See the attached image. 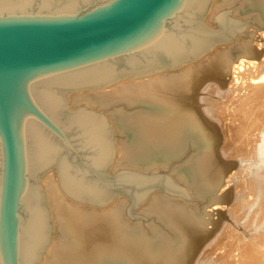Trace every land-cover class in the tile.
<instances>
[{
    "label": "bare ground",
    "instance_id": "1",
    "mask_svg": "<svg viewBox=\"0 0 264 264\" xmlns=\"http://www.w3.org/2000/svg\"><path fill=\"white\" fill-rule=\"evenodd\" d=\"M223 12L247 20L245 28L197 57L66 95L71 106L114 107L109 128L115 157L105 173L168 168L192 200L155 189L133 209L156 219L157 230L149 232L153 225L145 229L125 218L129 197L117 192L102 202L82 200L68 192L55 163L39 178L50 227L35 264H192L197 246L218 224L205 208L230 203L232 190L222 189L230 178L240 191L232 210L250 228L234 231L230 222L219 243L221 259L264 264V32H247L264 28V0H212L203 24L219 28L215 16ZM209 81L219 95L207 119L198 95Z\"/></svg>",
    "mask_w": 264,
    "mask_h": 264
},
{
    "label": "water",
    "instance_id": "2",
    "mask_svg": "<svg viewBox=\"0 0 264 264\" xmlns=\"http://www.w3.org/2000/svg\"><path fill=\"white\" fill-rule=\"evenodd\" d=\"M212 0H0V264H35L49 240L42 171L57 163L68 192L102 202L117 192L127 212L159 188L192 200L166 173L110 175L108 121L72 112L74 88L163 71L234 36L247 20L216 13Z\"/></svg>",
    "mask_w": 264,
    "mask_h": 264
},
{
    "label": "rangeland",
    "instance_id": "3",
    "mask_svg": "<svg viewBox=\"0 0 264 264\" xmlns=\"http://www.w3.org/2000/svg\"><path fill=\"white\" fill-rule=\"evenodd\" d=\"M230 11H232V9H230ZM236 17L239 18L237 15H236ZM207 24L210 26H215L211 22H208ZM249 31L256 32L255 36H258L264 32V28L261 30H257L253 26H249L247 32H249ZM259 43H261V42H259ZM242 69L244 70V68H242ZM254 80L256 81L259 79H254ZM254 80H252V82ZM213 82L214 81H209L208 83H206L204 85L202 91L198 95V101H199L198 106L201 108V110L203 112L202 115L207 119H209L210 117H213V114L211 112L212 110L210 109V104H212V100L217 99V96L219 95V92H218L219 90L216 88V86H214L215 89L213 91L211 89V87L213 88ZM256 82L260 83V81H256ZM214 91H215V95L214 94L209 95L210 93L212 94ZM208 99H210V100H208ZM66 104L72 112L78 111V110L83 109V108H87L88 110L96 112L99 115L103 116L108 121L109 125L112 122V120L110 118L111 117L110 113H111V111L114 110V107L104 106V107L92 108L90 106L88 107V106H85L83 104L71 106V101H69L67 96H66ZM123 106H126V104L124 105V103H123ZM127 108L125 109L126 112H129V110L130 111L132 110V108H128V109ZM210 121H212V120H210ZM220 126L221 125L218 123V125L216 126L217 129L218 128L220 129L221 128ZM118 134L119 133H116L117 139L119 138ZM114 136H115V134H114ZM223 145H224V143H223ZM222 158L224 160H226V159H231V160L238 159V157H236V156L234 157V156H227V155H224ZM126 164L127 163H124L123 167L126 166ZM157 173H166L169 176H171L172 178H174V176L168 171V168L164 169V170H160ZM112 174L113 173H110V175H112ZM227 181H229V182L226 184L225 187H222V189L227 188L228 190H232L230 203L224 204L223 206L211 205V206H208L205 208L206 213L214 214L213 218L218 220V224L212 229L211 235L208 238H206L204 241H202L197 246V249L195 250L196 253L194 252L192 264H225L224 259L223 260L221 259V255L223 254L224 251L222 249H219V243L225 237L226 232H227V227L229 225L232 226V224H230V222L235 223L232 227L237 226L236 228H234V231L240 232L243 229H247V231H248V229L250 228L247 225L246 221L238 218V215H235V211H234L235 209L232 210V208L234 207L233 201L236 200L237 195L240 193V191L238 189H235V182L231 178L227 179ZM128 207H129V205H126V207H125V218L126 219H128L130 221H136V222L141 223L140 225L143 226L145 229L148 228L150 225H153L152 228H150L149 232H155L157 230V225L152 224V223H156V219L153 217V215H152L153 219L151 217V214H148L147 216H150V217H147L146 216L147 213L141 212L140 209L136 208V210H134V211H135L137 217H132L127 212ZM216 209L222 210V213L220 212V214L218 215V212ZM142 213H144L145 215ZM236 213H239V212H236ZM205 217H206V219H208L209 215H206ZM207 228H209V229L212 228V225L208 224ZM54 232H55V236H56L57 233H56V231H54ZM236 253L237 252H235V253L233 252V255H235Z\"/></svg>",
    "mask_w": 264,
    "mask_h": 264
}]
</instances>
